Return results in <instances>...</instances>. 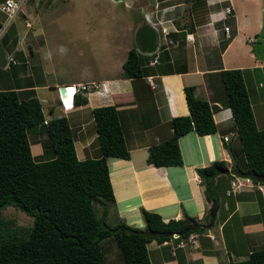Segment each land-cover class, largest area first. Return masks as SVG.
<instances>
[{
	"label": "crops",
	"instance_id": "obj_1",
	"mask_svg": "<svg viewBox=\"0 0 264 264\" xmlns=\"http://www.w3.org/2000/svg\"><path fill=\"white\" fill-rule=\"evenodd\" d=\"M249 1L250 5H257L258 2ZM247 2L248 0L123 1L129 17L121 16L126 22L120 18L119 20L123 21L122 25L128 26L124 31L121 28L119 33L116 32L119 39L114 37L117 41L114 46L118 48L117 50H124L126 55L130 47L136 48L134 31L141 24L148 22L158 29L159 44L155 52L142 53L137 48L136 50L148 56L155 53L158 55L159 46L162 45L168 54V60H160L157 57V62L153 65L145 61L143 67L145 66L144 69L147 71L139 78L122 76L120 68L113 70L112 75L101 72L103 73L101 76L89 77L85 81L66 78L49 83L44 73L52 74V67H47L46 61H43V66L39 65L31 44L21 45L22 34L16 29L14 24L16 22L12 20L8 26L15 32L8 35L6 32L0 34V88H13L20 96L33 94L39 102L44 97L49 99L48 113L53 114L55 111L52 101L58 103L61 110L55 116L64 115L67 118L73 130V145L78 158L93 157L99 153L97 144L95 147L91 146L96 133L93 131L94 133L91 132L88 136L83 135L82 130L86 123L80 116L83 108L88 107L90 111L92 107L103 104L116 106L129 156L126 158L109 156L106 163L115 206L118 208L117 198L125 200L133 197V205H128L125 201L123 209L118 208L122 212L119 214L121 218H129L132 223L139 224L141 221L139 207L142 206L157 211L163 220L181 218L187 214L194 218V221L188 223L195 222L201 226L200 230L190 231L184 238L170 237L162 242L155 239L147 241L145 245L151 264H229L230 260L245 258L253 249L264 248V183L261 189L241 187L233 193L226 194L225 190L229 183L225 176H215L217 209L212 225L205 227L204 224L209 218L210 200L205 196L203 185L195 171L196 167L203 166L213 159H223L226 166L231 165L235 157L239 164L243 163L244 157L239 149L231 111L224 102L225 94L218 74L221 69L232 67L241 69L255 124L258 128H264V82L257 80V84L252 86L258 107L255 112L250 96L251 87L247 86L243 74L246 67H259L262 70L260 77L264 80V57L257 58L252 51L256 34L244 35L246 52L242 60H239L241 62L238 61L240 51L232 48L234 40L243 36V33H240L242 24L240 17ZM227 6H230V10L225 14ZM228 15L234 20V30L220 22L223 16ZM2 20L0 19V23ZM224 25L228 26L227 33L221 28ZM258 26L259 23H256V27ZM124 39L126 43L123 45ZM39 40L47 41L44 35ZM229 49L235 53L234 61L227 55ZM122 61L119 59L117 64ZM168 68H171V71L165 72ZM148 75L151 76L149 79ZM249 75L252 77L250 72ZM37 77L43 78V81L38 82ZM77 82H93L95 85L79 91V94L86 97V101L81 104L73 103L71 93H65L63 102L65 104L67 98L71 105L63 106L59 97L60 87ZM188 84L193 85L196 96L203 94L202 97L213 104L215 130L212 133L218 137L219 145L215 146L218 157H214L212 153L210 138L212 133L199 135L189 130L178 137V146L180 147L182 137L194 133L195 147L201 150L198 146L200 143L204 148L202 153L198 151L200 152L198 158L195 157L197 153L195 147L189 148L188 143L186 148L189 156L185 161L181 155V164L155 166L146 163L145 157L150 141H158L168 136L171 129L167 121L172 116L188 113L183 93V86ZM45 87L50 89L43 92L44 97H39L38 93L42 92L38 90ZM69 113L72 114L67 116ZM44 119H48V116ZM73 122H76L77 126H72ZM29 132L31 155L34 158L44 157L45 134L37 129ZM224 134L228 136L226 140L222 139ZM115 184L118 185L114 186ZM179 240L181 244H178Z\"/></svg>",
	"mask_w": 264,
	"mask_h": 264
},
{
	"label": "trees",
	"instance_id": "obj_2",
	"mask_svg": "<svg viewBox=\"0 0 264 264\" xmlns=\"http://www.w3.org/2000/svg\"><path fill=\"white\" fill-rule=\"evenodd\" d=\"M150 56L130 47L121 65V75L141 77L147 71L143 65ZM157 57L168 60L162 45ZM168 71L171 68L165 72ZM218 74L244 157L239 164L233 155L229 167L233 171L237 167L264 174V128L255 124L242 71L232 67L221 69ZM193 88L190 84L183 86L188 113L174 115L167 121L171 131L148 145L146 163L181 164L179 136L189 130L199 135L214 132L213 104L196 96ZM65 101L66 106L71 105L70 100ZM85 101L79 91L74 93L73 103ZM90 111L99 153L78 158L73 130L64 115L44 119L36 96H20L13 88H0V209L13 205L32 218L31 225L25 227L0 215V264H151L147 241L162 242L173 232L180 239L201 229L196 223L182 231L188 222L194 221L187 214L163 220L158 212L142 206V227L130 225L119 216L114 223L107 221L114 196L106 158H126L129 152L116 106L103 104ZM34 129L45 134L42 158H34L30 152L27 133ZM195 171L207 199L217 201L214 177L224 175L228 182L225 161L213 159ZM113 243L118 254L110 257ZM229 264H264V248L253 249L245 258L230 260Z\"/></svg>",
	"mask_w": 264,
	"mask_h": 264
},
{
	"label": "rangeland",
	"instance_id": "obj_3",
	"mask_svg": "<svg viewBox=\"0 0 264 264\" xmlns=\"http://www.w3.org/2000/svg\"><path fill=\"white\" fill-rule=\"evenodd\" d=\"M123 1L125 0H23L8 22L12 20L16 22L14 23L15 27L18 32L22 34L21 45L26 46V44H31L35 51V60L38 61L39 65L43 66V61H46V66L52 67V74L48 73L46 75V72L44 73V76L49 83H54L56 79L60 81L66 78H78L81 79V81H85L88 80L89 77L95 78L99 75L101 76L105 72L112 75L113 70L122 69L121 65L123 61L119 64L117 63L119 59L124 60V56L126 55L124 50H117L118 48H116L114 44L117 43L116 38L119 39L117 35V33L120 32L119 30L122 28L121 30L124 31L128 26L125 24L122 25L123 21L126 22V20L122 19L121 16H125V18L129 17L128 10L126 11L125 6H123ZM257 1V5H250L249 3L251 1L248 0L243 13L241 14L242 17H240L242 18L240 33H243V36H239L234 40L235 44L232 46V48H236L240 51L238 61L242 60L246 52V38H244V35H252L253 33L257 34L260 28L263 29L264 33V20H262V17L264 16V0ZM224 11L226 14V10ZM3 17L0 12V19L2 20ZM223 17V19H220L221 24H227L231 30H234V20L229 15ZM119 18L123 21H120ZM256 23H259L258 27H256ZM7 24L3 26V22L0 23V34L2 33L3 35L6 32V35H8L14 31L11 27L8 28L9 24ZM2 26L4 29L1 30ZM124 34V37H126L127 33L125 32ZM42 35L45 36L47 41L39 40ZM128 36L129 38L131 37L130 32L128 33ZM122 41L124 45V43H126L125 39ZM130 44L134 45L133 42H130ZM127 45H129V43ZM47 47L48 49H46ZM112 47L116 49L114 50ZM47 50L50 51V53H48ZM227 55L234 61L235 53L232 52L231 49L228 50ZM249 72L252 74V77H250ZM243 74L245 82L248 84L247 86L251 87V93H249L254 105L253 108L256 112V108L258 109V107L253 96L254 91L252 86L257 84V80L264 82L260 77L262 70L259 67H246L243 69ZM37 81L41 82L43 81V78L37 77ZM49 89V87L39 89L38 91L42 93H38V96L44 97L43 92H46ZM68 90L71 89H66V91ZM68 93H70V91ZM199 96L202 97L203 94H199ZM40 103L44 117L48 116L49 118L53 115L55 116V114L61 110V106L52 101L55 111L53 114L48 113L47 105L49 99L47 100L45 97ZM60 113L62 114V112ZM71 114L72 113H69L67 116ZM80 116L86 120L85 126H83L85 128L82 130L84 131L83 135L86 134L88 136L91 132L94 133V123L92 119H90L89 108H83V113H81ZM81 117L80 122L82 121ZM75 123L76 122H73L72 126H77ZM229 132L230 131L227 133ZM193 134L194 133H189L188 136L180 139L179 148L185 161L189 156L186 148L188 147V143L189 148H192L193 146L195 147ZM231 134L230 140L232 141L233 133ZM30 135L31 132L27 133L29 141ZM210 138L213 146L212 153L214 157H218L215 152V146L219 145L217 141L218 137L212 133L210 134ZM153 142L156 141L151 140L148 145ZM95 144H97L96 138L91 146L94 145L93 147H95ZM198 146L201 150H198V147L194 148L197 152L195 155L197 158L199 153H202V150H204L200 143ZM198 151L200 152L198 153ZM192 156H194L193 152ZM227 166H229V164ZM117 185L118 184H115L114 186ZM132 199V196L125 200L117 198L116 205L118 208L121 207L120 210H122L125 201L128 205H133ZM118 208L115 206V202L111 205L107 216V221L109 223H114L116 218L120 216L119 214H122ZM0 215L9 217L12 220L11 222L14 221L16 224L25 227L30 226L32 223L30 215L13 205H6L1 208ZM122 219L130 225L137 227L143 226L142 218L140 221L141 224H138L137 222L132 223L133 221H130L129 218ZM116 252L118 254V249L113 243L108 256L114 257ZM118 262L119 264H122L120 263L121 261Z\"/></svg>",
	"mask_w": 264,
	"mask_h": 264
},
{
	"label": "water",
	"instance_id": "obj_4",
	"mask_svg": "<svg viewBox=\"0 0 264 264\" xmlns=\"http://www.w3.org/2000/svg\"><path fill=\"white\" fill-rule=\"evenodd\" d=\"M262 20H264V16L262 17ZM134 41L136 48L141 51L142 53H151L155 52L158 44H159V32L158 29L148 22L141 24L138 26L134 31ZM252 51L253 54L257 58L264 57L263 52V29L260 28L258 33L256 34L255 40L252 45ZM64 91V87H60V92L62 93ZM235 172L242 176H252L256 180L264 181V174L262 173H256L253 170H240L239 168H235ZM217 209V202L215 200L210 201V207L208 209V221L204 224L205 227H208L212 225L213 219L215 217ZM196 223H187L186 226L183 228L182 231H186L192 226H195Z\"/></svg>",
	"mask_w": 264,
	"mask_h": 264
},
{
	"label": "built area",
	"instance_id": "obj_5",
	"mask_svg": "<svg viewBox=\"0 0 264 264\" xmlns=\"http://www.w3.org/2000/svg\"><path fill=\"white\" fill-rule=\"evenodd\" d=\"M23 2V0H1L0 1V11L4 15L3 18V26L10 22L9 19L14 15V13L17 11L19 5ZM226 13L230 10V6L225 7ZM7 24V25H8ZM2 26L1 30L4 29ZM222 29L225 33L228 31V26L224 25L222 26ZM162 33H164V29H162ZM157 62V54H153L147 61L148 64L153 65ZM151 76L148 75L147 78L149 79ZM93 82H77L73 85H65L64 91L59 93L60 99H62V104L65 106L63 102V96L66 93V89H71L70 93L71 96H73L74 92L76 91H82L87 90L91 86H93ZM72 87V88H70ZM228 136L224 134L222 136V139L226 140ZM227 172L229 173L228 183L229 186L226 188L225 192L226 194L233 193L237 191L241 187H250V188H258L261 189L263 184L259 182L258 180H254L251 176H242L237 174L235 171L231 170L229 166H227ZM172 237L177 238L178 234L176 232L172 233ZM181 240L178 241V244H181Z\"/></svg>",
	"mask_w": 264,
	"mask_h": 264
},
{
	"label": "clouds",
	"instance_id": "obj_6",
	"mask_svg": "<svg viewBox=\"0 0 264 264\" xmlns=\"http://www.w3.org/2000/svg\"><path fill=\"white\" fill-rule=\"evenodd\" d=\"M75 93V92H74ZM74 95V94H73ZM72 98H73V96H72Z\"/></svg>",
	"mask_w": 264,
	"mask_h": 264
}]
</instances>
